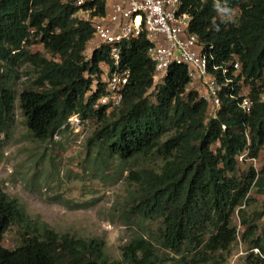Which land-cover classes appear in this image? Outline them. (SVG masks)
I'll list each match as a JSON object with an SVG mask.
<instances>
[{
	"label": "trees",
	"instance_id": "obj_1",
	"mask_svg": "<svg viewBox=\"0 0 264 264\" xmlns=\"http://www.w3.org/2000/svg\"><path fill=\"white\" fill-rule=\"evenodd\" d=\"M181 1V11L192 15L191 31L214 46L218 63L239 58L255 100L250 113L225 95L212 116L206 100L185 91L189 78L183 65L173 64L157 82L144 34L123 48L122 65L130 70V79L121 105L95 108L105 93L103 63L109 52L102 47L86 59L93 26L74 16L75 0H0V130L14 119L17 94L11 74L30 62L37 88L20 93V108L34 137L46 140L71 132L63 125H71L68 119L78 114L84 122L92 118L101 123L87 139L89 152L98 148V159L126 162L157 153L163 160L159 171H130L129 179L138 187L123 212L127 224L139 228L144 221H158L157 242L175 256H161L141 230L122 248L127 264H224L238 237L233 214L251 202L252 187L264 193V171L255 165L238 176L243 163L238 156L248 151V157L258 160L264 148V102L259 101L264 92V0H219L231 13L239 8L237 19L220 14L217 0ZM35 42L51 56L27 49ZM258 217L264 218V210ZM13 225L22 228V242L11 249L3 240ZM251 237L250 250H258L250 251L244 264L264 263V221L255 225ZM105 247L103 238H77L34 220L0 187V264H122L111 260Z\"/></svg>",
	"mask_w": 264,
	"mask_h": 264
},
{
	"label": "rangeland",
	"instance_id": "obj_2",
	"mask_svg": "<svg viewBox=\"0 0 264 264\" xmlns=\"http://www.w3.org/2000/svg\"><path fill=\"white\" fill-rule=\"evenodd\" d=\"M239 14V8H235L231 18L237 19ZM27 49L51 56L39 42ZM11 77L17 98L13 121L0 130V187L17 198L31 218L47 223L58 233L77 238H103L105 250L113 261L127 264L123 263L122 248L142 233L141 230L153 239L161 256H175L164 253L157 242L158 221H144L139 228L127 224V214L123 212L128 209L138 187L129 179L130 171L142 167L159 171L162 158L156 153L126 162L116 157L98 159V148L91 147L89 152L87 141L101 125L99 120L92 118L85 122L75 119L71 125L66 122L63 128L69 125L71 132H57L52 138L37 139L28 130L20 108V93L24 89L37 88L34 84L37 73L30 62H24ZM103 158L107 160L103 162ZM242 162L238 176L244 177L254 165L247 160ZM254 167L260 173L264 171V148ZM249 196L251 202L233 214L238 237L224 264H244L250 251L257 253L256 248L250 250L251 236L255 225L264 221L258 217L264 210V193L254 186ZM21 232V227L13 225L4 236V246L11 249L19 246Z\"/></svg>",
	"mask_w": 264,
	"mask_h": 264
},
{
	"label": "built area",
	"instance_id": "obj_3",
	"mask_svg": "<svg viewBox=\"0 0 264 264\" xmlns=\"http://www.w3.org/2000/svg\"><path fill=\"white\" fill-rule=\"evenodd\" d=\"M75 5L78 10L74 16L93 26L92 38L84 52L86 59L102 47L109 52V61L103 63L105 93L95 108L99 104L110 108L121 105L130 79V70L122 65L123 48L144 34L150 41L148 55L154 63L157 82L167 75L173 64L183 65L189 78L185 91L193 90L206 100L212 116L221 108L225 95L237 99L243 113L252 111L255 100L249 95L250 89L241 75L239 58L218 63L214 46H207L191 31L192 15L181 11V0H75ZM237 87H241L238 93ZM259 101L264 102V92L260 93ZM75 119L82 122L78 114L69 121L72 123ZM247 154L248 151L241 153L239 160L255 165L257 159Z\"/></svg>",
	"mask_w": 264,
	"mask_h": 264
},
{
	"label": "clouds",
	"instance_id": "obj_4",
	"mask_svg": "<svg viewBox=\"0 0 264 264\" xmlns=\"http://www.w3.org/2000/svg\"><path fill=\"white\" fill-rule=\"evenodd\" d=\"M215 8L216 10L222 14V15H226L228 19H231V10L229 8L222 7L219 3V0H217L216 4H215ZM69 120V119H68ZM70 122V121H69ZM71 123V122H70Z\"/></svg>",
	"mask_w": 264,
	"mask_h": 264
}]
</instances>
